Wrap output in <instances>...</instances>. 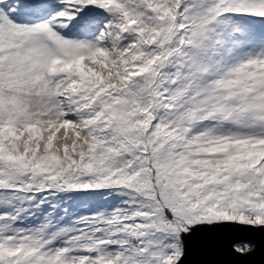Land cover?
I'll return each instance as SVG.
<instances>
[{
	"label": "snow or ice",
	"instance_id": "6c2138e0",
	"mask_svg": "<svg viewBox=\"0 0 264 264\" xmlns=\"http://www.w3.org/2000/svg\"><path fill=\"white\" fill-rule=\"evenodd\" d=\"M0 264H264V0H0Z\"/></svg>",
	"mask_w": 264,
	"mask_h": 264
}]
</instances>
